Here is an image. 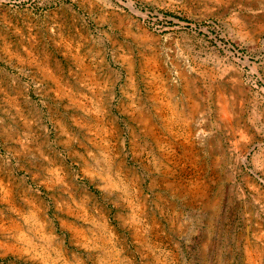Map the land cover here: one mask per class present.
<instances>
[{"label":"rangeland","instance_id":"rangeland-1","mask_svg":"<svg viewBox=\"0 0 264 264\" xmlns=\"http://www.w3.org/2000/svg\"><path fill=\"white\" fill-rule=\"evenodd\" d=\"M0 264H264V0H0Z\"/></svg>","mask_w":264,"mask_h":264}]
</instances>
